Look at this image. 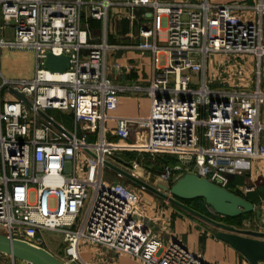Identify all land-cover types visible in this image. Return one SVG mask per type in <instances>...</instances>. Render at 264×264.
Segmentation results:
<instances>
[{
	"label": "built area",
	"instance_id": "built-area-1",
	"mask_svg": "<svg viewBox=\"0 0 264 264\" xmlns=\"http://www.w3.org/2000/svg\"><path fill=\"white\" fill-rule=\"evenodd\" d=\"M114 6L128 8L131 23L137 18L135 9L155 8L154 26L140 29L144 42L139 48L153 55L155 67L147 88L151 109L145 118L111 115L119 107V90L106 75L110 47L90 43L81 28L84 11L92 20L106 21ZM237 9L236 3L214 5L206 0L184 20L183 5L163 7L152 0H0V50L36 53L33 80H8L0 71V234L45 250L43 233L60 234L66 245L64 264H88L80 251L86 244L140 264H209L181 240L165 245L152 229L154 220L144 210L143 195L120 182L103 183V172L105 162H115L121 152L146 153L152 160L170 155L178 163L165 168L166 180L192 173L227 189L229 176L243 175L247 161H264V0L253 7L258 22L242 18ZM164 27L166 45L160 48L150 39ZM6 28L13 42L3 39ZM49 53L70 58L65 73L45 68ZM210 54L223 59L251 56L256 83L239 62L224 63L222 71L211 66ZM160 55L167 62L163 68L157 67ZM209 78L227 89H212ZM235 79L239 87H234ZM12 89L24 94L32 107ZM4 90L9 95L3 96ZM50 110L71 114L74 130L58 123L66 132L60 131L39 115ZM110 121L116 123L112 131ZM109 133L118 141L110 142ZM133 137L135 143L128 146ZM81 155L89 164L82 178ZM141 168L142 160L137 159L129 169L134 174ZM31 193L36 196L33 203Z\"/></svg>",
	"mask_w": 264,
	"mask_h": 264
},
{
	"label": "crops",
	"instance_id": "crops-1",
	"mask_svg": "<svg viewBox=\"0 0 264 264\" xmlns=\"http://www.w3.org/2000/svg\"><path fill=\"white\" fill-rule=\"evenodd\" d=\"M95 1L99 2L102 0ZM152 1L158 2L163 7L177 4L183 5L185 9L183 19L187 20L188 14L198 10V6L206 0ZM208 1L214 5L236 3L237 12L242 18L254 22L259 20L253 10L257 0ZM86 11L83 12L81 17V28L87 32L89 42L106 43L110 47L106 54V75L119 90V107L111 115L115 118L147 117L152 103L147 88L151 85L155 67L153 55L139 48L144 42V39L140 37V29L143 25L149 28L154 26L155 8L148 6L135 9L134 13L137 18L134 23H131L128 18L130 10L126 7H110L106 21L92 20ZM166 30L167 28L164 27L163 31L156 38L150 39V41L155 42L158 47L164 48L167 37ZM159 59L160 62L157 67H165L167 65L166 58L160 55ZM114 65H119V68H115ZM248 72L254 73L255 71L250 68ZM69 115L72 116L71 114ZM107 126L112 131L115 129L116 123L115 121H110ZM108 139L110 142L118 141L112 133L108 134ZM130 142L135 143V138L133 137L126 144L130 146ZM131 153L134 152L118 153L113 163L116 165H120L117 161L127 163L130 168L132 161L139 159L138 157L128 161ZM242 170L243 175H235V177L231 178V184L241 197L251 202L256 208L252 219L244 223V225H248V227L246 226L247 229L264 231V223L259 220L258 216V213H260V217L264 220V161L249 160L242 166ZM140 171L146 173L149 178L155 177L144 166H142ZM116 176L119 177L118 175ZM143 197L151 202L150 205L144 204V210L154 220V225L158 230L157 233L160 236L167 235L169 242L171 240H181L192 252L202 254L209 264H250L240 252L217 239L218 229L174 205H169L171 206L169 207L168 203L162 199H159L161 200L159 202L154 197H146L145 195ZM252 221L253 227H251ZM46 250L52 253L48 248ZM80 251L82 260L88 264H140L132 258L126 256L118 257L112 251L93 244L82 245Z\"/></svg>",
	"mask_w": 264,
	"mask_h": 264
},
{
	"label": "water",
	"instance_id": "water-1",
	"mask_svg": "<svg viewBox=\"0 0 264 264\" xmlns=\"http://www.w3.org/2000/svg\"><path fill=\"white\" fill-rule=\"evenodd\" d=\"M69 66L70 58L68 56H55L51 53L47 54L45 68L50 72L65 73ZM11 91L18 99L22 100L29 107H32V104L24 94L13 89ZM39 115L48 121L54 128L66 132L62 126L46 113L39 112ZM90 154L95 158L93 153ZM105 167L120 178L141 187L159 199L174 205L184 212L218 229L219 232L216 235L217 239L240 252L250 264H264V231L241 229L218 222L184 204L186 201L203 199L213 214L223 218L235 219L256 211L255 206L245 198L192 173L185 174L177 179L171 187H167L162 184L153 186L109 161L105 162ZM143 202L148 205L151 204V202L146 199H144ZM258 216L259 220L264 222L260 217V213H258ZM0 253L10 256L14 260L28 264H64L45 249L34 247L26 242L11 239L1 234Z\"/></svg>",
	"mask_w": 264,
	"mask_h": 264
},
{
	"label": "rangeland",
	"instance_id": "rangeland-1",
	"mask_svg": "<svg viewBox=\"0 0 264 264\" xmlns=\"http://www.w3.org/2000/svg\"><path fill=\"white\" fill-rule=\"evenodd\" d=\"M85 8L86 7H84V10H85ZM2 36L6 42H13L15 40L14 36H13V34L9 28H6L3 31ZM162 61H163V59H162ZM230 62L231 63L239 62L241 65H244L245 67H247L248 71L250 70V68H253V70L255 72L254 73L248 72L247 77H249L253 83H256L257 75H256L255 61L251 56H245L244 58L243 57L235 58L234 56H229L226 59H223L222 56H220V55H215V54L209 55L210 65L211 66L212 65L218 66L221 69V71L224 69L223 68L224 63L228 64ZM0 71H1L2 76L8 80H15V81H22V80L31 81V80H33L35 77V73H36V53H35V51L31 50V49H17V48L3 47L0 50ZM194 78H195V80H198L199 77L197 75H194ZM234 81H235L234 87H239L241 84L240 80L235 79ZM208 82H209V86L212 89H219V90L227 89L224 85L220 84L219 81L212 83V81L209 78ZM2 83H3V80L0 78V85ZM263 85H264V63H263ZM193 87L198 88L196 85H194ZM7 95H9L7 90H4L3 96H7ZM262 112H263L262 122L264 123V106L262 108ZM47 115L52 117L57 123H59L60 125H63L69 131L74 130L73 117L70 116L67 112L59 111V110H50L47 112ZM88 139L90 142H94V139L92 138V136L88 135ZM261 139H262V142L264 143V132L261 135ZM129 144H132V143L130 142ZM134 153L137 154V158L139 157V159L142 160V166L147 168L148 171H151L153 173V175H155V177L149 178L146 173H142L140 170L136 171L134 174L137 175V177H139L140 179L144 180L145 182H147L153 186H157L158 184H162V185H165L167 187H171V185H173L175 183V181L178 179V176H176L170 180H166L165 178H163V175H165V172L160 173L157 171V168H156L157 162L155 160H152V158L148 154H146V153L139 154L141 152H137V151ZM157 158L164 160L165 162L167 161L169 166H173V164L178 163L176 157L170 156V155H159L155 159H157ZM130 160H131V158L128 159V161H130ZM117 162H118V164L120 163V165H118V166H120V167H122L125 170L130 172L129 165H127V163H123L120 161H117ZM78 166H79L78 176L81 178L86 176L88 173V170H89V168H88L89 164L87 162L85 155H81ZM112 182H120L124 186L129 187L130 189L137 192L138 194H141L143 196L145 195L146 197H154L155 199H158L159 202H161V200H159L158 197L153 196L148 191L142 189L139 186H136L135 184H133L129 181H126L123 178L117 177L114 172H112L110 169L106 168L103 172V183L111 184ZM90 194H91V198H92L93 197V191L90 192ZM35 199H36L35 193H31L30 194V202L33 203L35 201ZM166 203H168V202H166ZM87 204L89 207L90 202H88ZM169 205H172V204L168 203V206ZM169 207H171V206H169ZM86 213H87V210L86 211L84 210L81 217L79 218L78 223H80V225L83 223V220L86 216ZM211 213H212V211H211ZM246 222H249V221H245L244 223H246ZM244 223L240 228L247 229L248 225H244ZM262 223H264V222H262ZM152 226H153L152 227L153 231L158 232L157 227L155 225H152ZM251 227H253V221H252ZM43 239L46 242V248L51 250L52 254L56 258H58L63 263L67 262V259L65 258V255H64L66 245L63 242V236L62 235L54 233V232H44L43 233ZM160 240L165 241V245H167L169 243V239H168L167 235L160 236ZM0 257H1L0 258V264H10V261L12 259V258H10V256L0 255ZM15 264H28V263L15 260ZM69 264H71V263H69Z\"/></svg>",
	"mask_w": 264,
	"mask_h": 264
},
{
	"label": "trees",
	"instance_id": "trees-1",
	"mask_svg": "<svg viewBox=\"0 0 264 264\" xmlns=\"http://www.w3.org/2000/svg\"><path fill=\"white\" fill-rule=\"evenodd\" d=\"M129 156L131 159L137 158V154H135V153H131ZM155 161L157 162V165H156L157 171L160 173H164L166 167L173 168L177 165V163H176V164H173V166H169L167 161L165 162L164 160H161L159 158L155 159ZM233 177H235V176H231L229 178V184L227 186V190H229L230 192H232L236 195L241 196L237 191H235L233 189V185L231 184V178H233ZM184 204L187 205L188 207L198 211L201 214H204V215H206V216H208V217H210V218H212L218 222H222V223H225V224L230 225V226L241 227L245 221H250L252 219V216H253V213H250V214L242 215V216L235 218V219H230V218H223L221 216L214 215L209 211L208 206L206 205V203L203 199H198V200H194V201H186V202H184Z\"/></svg>",
	"mask_w": 264,
	"mask_h": 264
},
{
	"label": "flooded vegetation",
	"instance_id": "flooded-vegetation-1",
	"mask_svg": "<svg viewBox=\"0 0 264 264\" xmlns=\"http://www.w3.org/2000/svg\"><path fill=\"white\" fill-rule=\"evenodd\" d=\"M234 227H236V226H234ZM237 228H240V227H237ZM242 229V228H241Z\"/></svg>",
	"mask_w": 264,
	"mask_h": 264
}]
</instances>
